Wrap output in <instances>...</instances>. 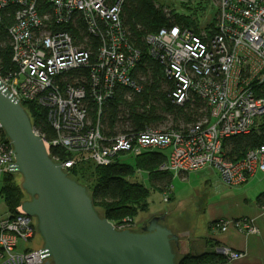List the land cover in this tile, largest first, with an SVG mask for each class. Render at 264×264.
Segmentation results:
<instances>
[{
	"label": "built area",
	"instance_id": "obj_1",
	"mask_svg": "<svg viewBox=\"0 0 264 264\" xmlns=\"http://www.w3.org/2000/svg\"><path fill=\"white\" fill-rule=\"evenodd\" d=\"M218 1V20L212 34L173 25L146 38L150 54L174 81L172 102L182 106L196 96L204 103V117L185 129L148 128L107 138L99 125L87 128L86 89L69 83L62 86L57 81L63 72L88 64L90 52L61 29L80 19L102 41L91 72V91L99 105L110 97L116 82L136 87L130 72L140 52L126 41L121 21L125 0H0V26L4 14L13 18L6 29L17 65L7 76H1L2 80L22 104L32 101L46 108L58 134L47 144L50 148L61 145L73 154L61 162L65 170L83 159L108 165L121 153L138 156L162 149L168 155L158 171L182 174L210 168L225 185H242L256 172L264 173V143L239 160H229L223 141L250 133L264 116V0ZM12 149L0 124L1 175L10 172L9 163L15 161ZM35 223L21 205L16 215L0 222V264H44L41 247H21L35 237ZM213 228L260 233L251 217L221 218L214 221ZM216 252L228 260L246 255L228 247Z\"/></svg>",
	"mask_w": 264,
	"mask_h": 264
},
{
	"label": "trees",
	"instance_id": "obj_2",
	"mask_svg": "<svg viewBox=\"0 0 264 264\" xmlns=\"http://www.w3.org/2000/svg\"><path fill=\"white\" fill-rule=\"evenodd\" d=\"M204 2L207 5V1L200 0L193 6L190 3L187 5L188 2L187 4L181 2L179 6L171 8L170 3L165 0L162 2L125 0L121 21L126 41L140 52V59L130 72L136 87L116 82L113 84L112 94L102 105H99L91 91V72L98 61L101 38L93 35L80 19L75 24L61 26V29L74 37L79 47L90 52L87 65L65 71L57 78L62 86L69 83L86 89L84 102L87 107V128L99 125L103 135L109 138L119 133H136L148 128L161 130L165 124H170L168 128L185 129L204 117L206 114L203 111L204 103L196 96L182 106L172 102L170 94L174 88V81L165 75L163 65L150 54V46L146 42L148 35L156 33L160 28L173 25L191 28L196 33L206 30L212 34L216 30V17L219 11L217 8L213 21L202 27L200 19L206 9ZM10 11L11 9L9 13ZM12 21L11 14H4V22L0 26L1 76H7L17 68L12 60L11 40L6 29ZM23 106L39 134L48 142L55 140L58 134L47 118L46 108L32 101L23 102ZM257 123V127L250 133L232 136L223 141L227 159L239 160L249 150L264 143V116ZM50 155L57 162L73 158V154L61 145H51ZM124 155L127 154H119L108 165H95L90 160L83 159L65 171L69 177L87 187L95 209L101 217L116 221L130 216L134 223V217L147 209L151 193V189L143 182L133 180L138 170L147 172L154 184L159 182L164 187L172 184L173 175L158 171V167L167 159V150L154 149L138 156L131 155L133 162L130 163L122 160ZM15 175L17 173L3 174L0 187V196L13 213L11 216L17 214V207L22 204L24 193L27 195L21 182V185L14 183ZM164 187L160 190L163 191ZM154 188H157L156 184ZM257 201L261 206L264 205V192L257 197ZM37 234L39 233L36 222L34 235ZM228 261L224 255L211 251L185 254L178 257L177 264H225Z\"/></svg>",
	"mask_w": 264,
	"mask_h": 264
},
{
	"label": "water",
	"instance_id": "obj_3",
	"mask_svg": "<svg viewBox=\"0 0 264 264\" xmlns=\"http://www.w3.org/2000/svg\"><path fill=\"white\" fill-rule=\"evenodd\" d=\"M0 124L15 154L11 173L20 174L29 198L25 214L36 220L44 264H177L186 254L192 225L179 214L155 213L126 228L101 217L87 187L69 177L39 134L21 101L0 75Z\"/></svg>",
	"mask_w": 264,
	"mask_h": 264
},
{
	"label": "rangeland",
	"instance_id": "obj_4",
	"mask_svg": "<svg viewBox=\"0 0 264 264\" xmlns=\"http://www.w3.org/2000/svg\"><path fill=\"white\" fill-rule=\"evenodd\" d=\"M160 2L164 0H158ZM170 3L171 8L177 7L180 3L196 5L200 0H165ZM207 1L203 4L206 5L205 12L200 19V25L206 27L209 25L215 15L216 10L219 7L218 0H204ZM169 8V7H168ZM203 10V9H202ZM201 10V11H202ZM218 20V14L216 17V23ZM258 124V123H257ZM161 129H167L170 124L163 125ZM124 162H133V157L127 154L122 156ZM94 166L93 164L89 163ZM263 173V172H261ZM258 172L250 179V187L243 186H227L221 179L215 169H204L194 171L189 174L175 175L172 180L171 193L170 186L164 187V191L154 188L155 184L151 181L148 174L144 171L137 172V176L133 180L143 182L147 187L151 189L149 197V205L145 211L136 215L134 223H128L126 220L132 218L130 216L121 218L120 220L113 221L117 227H131L142 225V222L149 219L155 213L170 211V214L177 217L179 214L182 218L192 225L189 231L194 230L198 232L208 225L209 220L212 218H224V219H237L246 216H251L252 208H257L256 205V193L264 186V175ZM264 174V173H263ZM14 183H22L21 175L17 174L13 178ZM88 180V179H87ZM89 181V180H88ZM2 186V175L0 174V187ZM245 186V187H244ZM257 186V187H256ZM28 199V195L24 193L22 202ZM21 205V204H20ZM264 213V212H263ZM10 209L6 205L4 198L0 196V222L2 220L11 217ZM213 228L214 221L210 223ZM188 231V232H189ZM260 232V231H259ZM259 234V233H258ZM29 248H40L43 246V239L40 234H37L28 244L22 243Z\"/></svg>",
	"mask_w": 264,
	"mask_h": 264
},
{
	"label": "crops",
	"instance_id": "obj_5",
	"mask_svg": "<svg viewBox=\"0 0 264 264\" xmlns=\"http://www.w3.org/2000/svg\"><path fill=\"white\" fill-rule=\"evenodd\" d=\"M258 172H256L254 175H256ZM185 174L187 175L189 173H185ZM261 174L264 175L263 173ZM172 175H173L172 176V180H173L175 175H179V174L172 173ZM179 176H181V174ZM148 177H150L149 174ZM252 177L250 179H252ZM250 179L246 183L242 185H238L237 187L243 185H245L246 187H250L251 185H253L252 183H250ZM155 184L157 185L158 189L160 188L162 189L164 187L159 182H156ZM261 188L262 189H260L256 193V197H255L257 208L253 207L252 212L250 214L251 216H246V217L255 218L256 224L260 231L259 234H245L243 232L236 230L235 228H229L225 232L217 231L210 226L211 225L210 223L221 218L214 217L211 220H209L208 225H206L204 229L198 232L192 230L187 233L186 254L188 253L200 254L211 251L216 252L218 248L228 247L235 251L244 252L246 255H244L239 259L229 260L225 264H264V213L262 210V206L257 201V197L264 192V186L262 187L261 185ZM163 192L165 191L163 190ZM169 193H171V186Z\"/></svg>",
	"mask_w": 264,
	"mask_h": 264
},
{
	"label": "flooded vegetation",
	"instance_id": "obj_6",
	"mask_svg": "<svg viewBox=\"0 0 264 264\" xmlns=\"http://www.w3.org/2000/svg\"><path fill=\"white\" fill-rule=\"evenodd\" d=\"M28 198H29V196H28Z\"/></svg>",
	"mask_w": 264,
	"mask_h": 264
}]
</instances>
